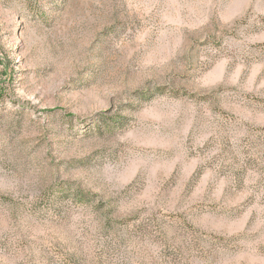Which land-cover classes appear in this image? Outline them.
Here are the masks:
<instances>
[{"label": "rangeland", "instance_id": "obj_1", "mask_svg": "<svg viewBox=\"0 0 264 264\" xmlns=\"http://www.w3.org/2000/svg\"><path fill=\"white\" fill-rule=\"evenodd\" d=\"M0 264H264V0H0Z\"/></svg>", "mask_w": 264, "mask_h": 264}]
</instances>
